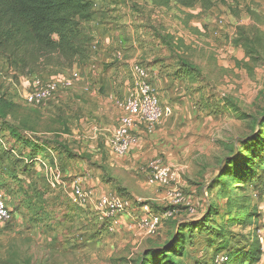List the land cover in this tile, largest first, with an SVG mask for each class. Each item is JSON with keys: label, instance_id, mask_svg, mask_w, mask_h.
Returning <instances> with one entry per match:
<instances>
[{"label": "rangeland", "instance_id": "1", "mask_svg": "<svg viewBox=\"0 0 264 264\" xmlns=\"http://www.w3.org/2000/svg\"><path fill=\"white\" fill-rule=\"evenodd\" d=\"M213 1L204 9L140 0L201 24L186 26L188 37L165 35L178 64L183 60L177 74L192 76L196 85L168 97L173 112L161 121L169 122L155 125L145 157L130 153L131 163L112 157L102 141L124 106L92 104L84 111L65 95L34 107L22 98L25 77L16 78L15 67L0 57V194L14 212L13 221L0 224V264H146L145 255L150 264H195L200 254L256 242L264 248V0L231 7ZM154 158L179 172L176 187L149 182L141 167ZM78 163L90 166L109 194L141 198L153 212L173 210V216L149 233L135 213L113 221L97 204L75 202L74 186L58 184L55 175L58 164L66 170L62 178L73 180L69 168L80 176ZM175 190L183 195L177 204ZM176 233L175 249L169 242Z\"/></svg>", "mask_w": 264, "mask_h": 264}, {"label": "crops", "instance_id": "2", "mask_svg": "<svg viewBox=\"0 0 264 264\" xmlns=\"http://www.w3.org/2000/svg\"><path fill=\"white\" fill-rule=\"evenodd\" d=\"M92 1L94 3L93 16L89 21H84L83 26L87 31L92 33L94 42L90 49L88 64L85 65L77 62L73 66L76 70L79 68L78 70L81 73L82 79H80L81 82L73 95L74 99L70 103H75L77 107L84 111L92 108V104H98V107L105 109L113 104L119 110V105L120 107L123 106V103L130 95L131 89L135 86L136 74L133 71V67L136 64L142 65L148 70L150 81L158 92L163 105H169L167 104L168 97L176 95L181 87L184 88L186 86V89H189L196 85L195 83H191L192 76L188 75L186 78L183 75L179 76L177 74L178 70L181 69L180 65L183 63V60L178 64L180 59L170 52L165 35L175 36L176 39L179 36L188 37L186 26L191 27L192 24L200 25L201 19L191 17L189 18L192 21L190 23L185 21L183 17L181 20H177L174 15L179 12L175 13L172 11L171 13L164 11L165 9L163 8L144 7L140 0L137 1L142 7L135 5L136 0ZM140 8H143L146 13H141ZM211 16L208 13L206 18L209 19ZM202 21L205 22V20ZM208 22L212 23L214 21L210 19ZM66 71L67 68H51L46 73V76L60 80L62 74ZM184 74L186 75V73ZM190 83L191 87H188ZM116 93L123 98H117ZM171 107L173 109V106ZM166 121L165 119L158 122L156 128H162ZM110 125L112 126L111 123ZM154 127L152 130H148L145 126H141L138 129L141 136L140 142L124 156L114 155L107 142H104L105 147L112 157L122 161L130 159L131 163L130 153L132 158L136 160L144 158L151 146V144H148L149 142L146 140V137H148L149 133L153 132ZM104 130L111 131L112 127H106ZM102 141L105 140L102 139ZM144 148L146 150L141 151ZM19 152L14 151L13 153L18 155ZM47 152H52L50 153L51 156L56 154L55 157L57 158H61L62 156L53 149H49ZM37 153H40V151ZM23 157L26 158L27 156L20 158ZM43 163L47 165V161H43ZM40 168V166H36L33 167V170L34 172H40ZM56 168L57 175H55V182L58 184H64L69 188L79 185L84 189L90 188L93 190L94 196L84 204L85 207L93 206L95 208L94 204L98 203L99 197L109 194V191L103 190L105 189L104 186L98 181V178L94 177L96 173H93L91 167L87 164L78 163L77 168L80 171L79 173H81L79 174L80 176L77 175V171L72 169V167L69 168V177H75L73 180H64L62 176H66V170L63 171L58 164ZM74 171L76 172L75 174L73 173ZM261 261H264V253Z\"/></svg>", "mask_w": 264, "mask_h": 264}, {"label": "trees", "instance_id": "3", "mask_svg": "<svg viewBox=\"0 0 264 264\" xmlns=\"http://www.w3.org/2000/svg\"><path fill=\"white\" fill-rule=\"evenodd\" d=\"M171 1L183 8L215 5L213 0H163L162 4ZM219 1L231 7L242 0ZM93 7L89 0H0V57L15 67L16 78L46 74L51 68H69L87 60L94 37L83 22L91 19ZM179 238L176 233L170 239L175 249ZM224 252L228 264H257L264 253L259 242L248 249ZM212 256L200 254L195 264Z\"/></svg>", "mask_w": 264, "mask_h": 264}, {"label": "built area", "instance_id": "4", "mask_svg": "<svg viewBox=\"0 0 264 264\" xmlns=\"http://www.w3.org/2000/svg\"><path fill=\"white\" fill-rule=\"evenodd\" d=\"M136 74L135 86L131 89L130 95L123 103L126 113L118 120V125L108 134H104L111 152L116 156L126 155L141 140L138 129L145 126L148 130L161 121L164 117L172 115V108L163 105L160 96L153 87L148 70L142 65L136 64L133 67ZM24 82L22 98L34 107H44L50 101L58 100L62 96H72L77 89L81 79L78 70L64 72L60 80L47 77L46 74L26 77ZM141 169L147 174L150 183L162 187H171L179 184V172L160 158H154ZM94 196L90 188L74 186L73 199L77 203H86ZM174 202L177 204L183 201L180 191L173 192ZM97 209L102 217L110 220L117 219L121 214L135 213L140 219V224L153 233L159 229L162 223L171 218L173 210L164 212H153L141 198L131 199L121 194H104L98 199ZM14 219V213L0 194V224H5ZM199 264H228V256L220 252L210 259L206 258Z\"/></svg>", "mask_w": 264, "mask_h": 264}]
</instances>
